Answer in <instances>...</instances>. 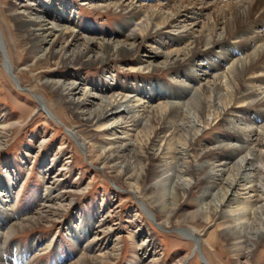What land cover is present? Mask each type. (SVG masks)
Segmentation results:
<instances>
[{
  "label": "bare ground",
  "instance_id": "bare-ground-1",
  "mask_svg": "<svg viewBox=\"0 0 264 264\" xmlns=\"http://www.w3.org/2000/svg\"><path fill=\"white\" fill-rule=\"evenodd\" d=\"M32 1L19 0L22 8L14 11L17 36L9 40L0 24V47L3 69L17 83H27L29 89L38 91L34 110L41 108L61 123H71L67 118L70 115L81 126L108 131L103 141L94 144L77 127L68 129L87 158L109 173H117L115 181L127 186L126 192L154 220L159 218L168 224L175 216L171 208L175 199L198 188L196 209L192 216L182 219L179 224L187 227L178 231L192 243V248L167 264H185L190 256L197 257L204 234L195 223H208L216 217L222 239L237 254L236 262L251 264L264 238V0H172L171 6L161 0L154 4L140 0H86L96 9H113L121 15L122 21L110 38H104L102 33L92 37L70 27L71 23H64L63 17H56L49 9L33 7ZM54 4L49 0V6ZM24 14L28 18L23 19ZM144 42L149 44L141 48ZM10 43H20L33 53L32 63L16 66ZM70 45L78 49L68 51ZM124 56L136 61L135 67L129 68L134 71L171 73V84L149 80L125 88L107 81L98 91L99 84L93 83L96 89L81 85L79 75L53 76L60 66L103 67L108 60ZM33 63L53 66V75L36 77L29 68ZM27 73L30 80L24 81ZM38 84L56 98V103L63 101L58 111L52 107L50 96L39 93ZM253 110L259 117L252 119ZM3 121L4 117H0V137L7 128ZM213 127H219L221 132L201 143L202 135ZM46 140L42 139L40 148ZM65 146L61 143L56 155ZM69 162L67 156L60 171L43 184L41 203L27 214L17 213L16 200L10 203L6 194L19 192L22 181L8 178L7 174L6 179L0 177V264H12L9 259L13 253V264H32L37 254L51 247L56 235L39 247L35 237L27 248L12 239L33 226L58 225L62 221L74 201L68 199L67 192L77 188L59 190L65 170L70 169ZM146 204L155 211L151 212ZM115 209L109 210L107 216L118 214ZM99 220L94 222L85 212L75 223L68 220L66 232L73 234L78 254L67 264H115L122 236L116 229L104 230L101 225L106 220ZM107 237L114 240L111 250L97 248L104 245ZM129 237L133 242L136 236L132 232ZM213 239H206L210 247ZM152 242L150 237L135 244L130 250V264H164L162 258H152ZM93 247L95 253L90 252ZM149 256L150 260L145 258ZM56 258L61 264L60 254Z\"/></svg>",
  "mask_w": 264,
  "mask_h": 264
},
{
  "label": "rangeland",
  "instance_id": "rangeland-1",
  "mask_svg": "<svg viewBox=\"0 0 264 264\" xmlns=\"http://www.w3.org/2000/svg\"><path fill=\"white\" fill-rule=\"evenodd\" d=\"M53 1L55 2L52 5L53 7L48 5L49 0H34L32 3L33 7L37 9L42 7L44 10L49 9L48 12H53L56 17L61 16L63 20L65 19V22L62 19L61 22L66 23L68 21L71 23L68 24L70 27L74 26L81 31L88 32V35L92 37H98L102 33L105 34L104 38H110L109 35L117 31V27L122 21L121 15L115 10L104 11L96 9L90 3H86V0ZM93 1L100 2V0ZM140 1L154 4L157 0ZM161 1H166L168 6L173 5L172 0ZM18 3L19 0H0V24L4 28L5 37L9 40L18 34V31L14 30L17 18L14 11L18 12L22 8ZM22 18L28 17L24 14ZM96 33L100 34L96 35ZM146 44L149 43L144 42L140 47L145 48ZM57 46L58 44L55 45V47ZM10 48L12 60L16 63V66L21 68L25 64L29 65L32 63L33 53H29L20 43L16 46L10 43ZM67 49L68 51H74L78 47L70 45ZM3 61V53L0 47V117H4L3 122L7 124V128L4 130L6 133L0 137V177L6 179L5 175L7 174L8 178L13 177V179L19 182L22 181V184H24L19 192L16 190L7 192L5 190L8 201L12 203L16 200L15 210L20 214H27L39 206L42 201L43 184L50 181L52 175L60 171L59 167L63 166L67 156H70L71 159L68 164L70 169H66L65 175L61 176L62 181L60 182L59 190H67L68 186H77L75 190L67 192L68 199L74 201L71 205L72 207L69 210L67 209L58 225L57 223L52 226L39 224L13 236V241L21 242L27 248L32 242V237H35L40 244L37 245L39 247L56 235L51 247L37 254L32 264H57L56 254H60L61 264H67L75 258L78 254V248L72 243L71 236L73 234H67L66 225L70 219L71 223H75L76 218L79 216L83 217L84 212L91 216L94 222H99V219H103L101 222L106 220L101 225L102 228L104 230L116 229L115 231L122 236L120 250L118 249L117 251V260L115 259V262H113L115 264H130V250L134 248L135 244H139L145 238L149 239L150 237L153 238L152 244H149L151 253L153 252L152 258H162L164 264L169 263L177 255L188 254L191 250L190 248H192V243L178 233L180 228L187 227L179 223L183 218L192 216L195 211V202L200 194L198 188L193 187L189 193L175 199V206H171V208L175 209V216L168 224L161 222L159 218L156 220L152 219L139 206L136 198L126 192L129 188L127 186L123 187L121 183L115 181L114 176L117 173H109L87 158L85 152L82 151V148L69 134L68 129H71V126L77 127L84 138L94 144L103 141L108 131L97 132L89 126H81L70 115H67V118L71 123L67 121L66 124L63 121L61 123L50 118L46 111L41 108L34 110L38 91L29 89L26 86L28 85L27 83H17L16 79L3 69ZM136 64L133 57L124 56L118 60H108L103 67L98 65L60 66L55 69L56 75L52 74L53 66H46V68L45 65L33 63L29 68L36 77L52 74L57 79L66 76L74 78L79 75L81 76V85L92 88L93 83L99 84L98 87L100 89L97 88L98 91L102 90L104 83L107 81H113L117 85L123 84L121 87L125 85V88L134 87L136 83L135 86L141 85V82L146 83L149 80H159L171 84V73L164 70L142 73L129 69L131 66L135 67ZM28 80H30V75L27 73L24 81ZM32 82L30 84L35 83ZM37 88L39 93L42 92L49 98V92L42 89V85L38 84ZM94 88L96 89L93 86ZM50 98V103L56 111L59 110V104L64 105L63 101L56 103V100L54 101L56 98L51 96ZM251 115L252 119H254L259 117L260 114L257 115V111L253 110ZM48 117L50 118L49 121L47 120ZM220 132L219 127H213L205 131L202 135L201 143L211 140ZM42 139L47 140L40 148L39 143ZM61 143L66 145L65 150L56 155L58 152L57 148ZM218 155L222 156L223 154ZM48 165L50 167L47 171H44ZM78 190H82V193H77ZM146 206L151 212L155 211L151 206L147 204ZM114 207L119 213H111L110 216H107V212L113 210ZM219 222L220 220L216 217L210 219L208 223L200 220L195 223L197 229L203 230L202 251L198 249V256H190L185 264H206V262L207 264H238L235 259L237 254L235 252L232 253L228 243L222 239ZM87 232L89 233H87V236L90 238V231ZM132 232L136 236L133 238V242L129 237ZM110 237L105 238L104 245H99L97 248L102 247L104 248L103 251L111 250L110 248L114 246V240ZM208 237L210 239L214 238V245L211 247L206 243ZM37 246L36 248H38ZM96 251L94 247L90 249V252L95 253ZM12 255L11 257H13ZM11 257L9 261L13 264ZM145 258L151 259L150 256ZM251 264H264V238L254 252Z\"/></svg>",
  "mask_w": 264,
  "mask_h": 264
}]
</instances>
